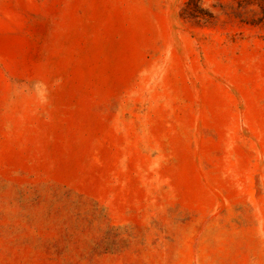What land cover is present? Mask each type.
<instances>
[{
	"label": "rangeland",
	"instance_id": "rangeland-1",
	"mask_svg": "<svg viewBox=\"0 0 264 264\" xmlns=\"http://www.w3.org/2000/svg\"><path fill=\"white\" fill-rule=\"evenodd\" d=\"M0 264H264V0H0Z\"/></svg>",
	"mask_w": 264,
	"mask_h": 264
},
{
	"label": "trees",
	"instance_id": "trees-1",
	"mask_svg": "<svg viewBox=\"0 0 264 264\" xmlns=\"http://www.w3.org/2000/svg\"><path fill=\"white\" fill-rule=\"evenodd\" d=\"M188 3H190V1ZM188 3H187V5H188Z\"/></svg>",
	"mask_w": 264,
	"mask_h": 264
}]
</instances>
